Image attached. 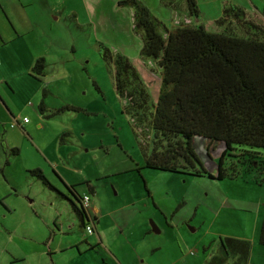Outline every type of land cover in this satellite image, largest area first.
<instances>
[{"label": "rangeland", "instance_id": "374dc122", "mask_svg": "<svg viewBox=\"0 0 264 264\" xmlns=\"http://www.w3.org/2000/svg\"><path fill=\"white\" fill-rule=\"evenodd\" d=\"M47 1L48 4L45 0H0L4 7L3 11L0 8V264L110 262L102 249L85 248L82 241L92 243L94 236L78 227L67 200L27 172L33 169H40L65 195L68 191L55 172L66 184L75 185L80 195L87 193L100 202L109 196L118 198L117 182L124 178L135 180L144 194L148 190L144 183L150 185L162 207H175L177 197H184L180 212L193 216L196 224L185 223V231L203 221L204 231L194 234L210 242L211 250L219 245V236L213 231L251 239L255 218L264 213V186L255 183L254 170H241L232 180H216L218 161L225 148L222 142L193 137V164L187 162L180 173L144 168V153L150 145L145 143V133L136 131L124 112L111 68L98 47L101 43L126 55L155 103L160 75L153 64L146 65L139 58L142 43L132 30L130 9L117 6L119 0ZM180 1L178 13L185 14L184 0ZM197 2L201 13L198 19L206 29L215 31L212 21L220 13V0ZM152 11L166 21L162 16L166 17V12L156 8ZM40 57L45 59L46 69L39 80L33 77L31 66ZM41 102L47 108L43 115L38 110ZM67 105L79 110L63 109L54 116H45ZM24 117L29 123L23 122ZM228 161L226 157L227 171ZM55 217L61 232L53 227ZM151 221L157 227L162 222L160 218H148V226H152ZM112 225L111 218L105 215L98 227L106 240L116 245L118 236H112L109 230ZM51 232H56L53 243ZM72 240L78 249H69ZM47 243L51 248L63 245L68 249L53 254ZM44 249L45 256L40 254ZM259 250L263 253L256 250L249 264H264V249ZM139 259L135 264H141Z\"/></svg>", "mask_w": 264, "mask_h": 264}, {"label": "trees", "instance_id": "16d2710c", "mask_svg": "<svg viewBox=\"0 0 264 264\" xmlns=\"http://www.w3.org/2000/svg\"><path fill=\"white\" fill-rule=\"evenodd\" d=\"M160 1L175 12L182 7L174 0ZM184 3L189 22L171 28L142 0L117 3L132 12V30L142 43L139 58L146 65L153 64L160 75L155 103L131 60L101 43L98 45L101 57L111 68L115 92L123 101L124 112L136 131L145 133V143L148 141L150 145L144 153V168L180 173L187 162L193 164V137H202L222 142L225 147L218 161L216 180H232L241 170H254L255 183L264 186V23H258L244 8L235 5L222 9L214 21L216 30L210 31L201 23H193L192 19L197 21L200 16L197 0H184ZM45 69V59L40 57L32 64L31 73L39 79L45 75ZM95 88L100 92L97 85ZM63 109L79 110L67 105L45 116H54ZM38 110L42 115L47 110L43 102ZM226 157L228 171L224 166ZM136 170L140 175V169ZM27 172L67 200L78 227L86 230L90 226L94 230L97 219L84 206L75 185L66 184L55 172L63 185L59 183L71 195L68 198L40 169ZM144 187L147 190L145 183ZM89 191L92 193L93 189ZM257 243L264 249V217L258 228ZM218 247L222 255L204 264H249L252 251L249 240L223 236Z\"/></svg>", "mask_w": 264, "mask_h": 264}, {"label": "crops", "instance_id": "0c3cea01", "mask_svg": "<svg viewBox=\"0 0 264 264\" xmlns=\"http://www.w3.org/2000/svg\"><path fill=\"white\" fill-rule=\"evenodd\" d=\"M142 1L151 10L152 8H156L157 10L161 9L162 11L166 12V17L163 14L162 16L166 20L165 22H168V24H166L163 20L162 21L170 28L176 26V24L179 22H189L188 20H183L184 17H186V14H180L171 9L165 8L160 0ZM45 2L47 3L48 1L45 0ZM174 2L175 4L181 3L180 0H174ZM220 2V13H218V15L213 19L212 24L221 15L223 8L232 7L235 5L244 8L247 15L255 21L264 22V16L262 14L264 0H220ZM90 3L86 2V4ZM94 3H96V1ZM0 8L3 11L4 7L2 8V6H0ZM129 13L132 19V12L130 11ZM199 17L201 18V13ZM198 23H201L203 26H205L202 19H198ZM210 25L211 23H208V26ZM142 175L146 176L145 173ZM146 180L148 182V179ZM146 187L148 188V192L144 194L139 189L135 180L124 178L122 182H117L116 190L118 198L116 199H111L109 196L105 201L100 202V200H97V198H94L92 195L89 196L87 193L82 195V197L84 195L89 196L87 208H89L91 214L97 219V223L94 225V230L90 233L94 236V242H86L84 244L86 249H102L110 258V262L107 264H135L140 257V263H145V260H150L149 264H204L207 260L222 255L219 247L217 249L211 250V245H209L210 242H206V239L198 237L197 234H194L199 230L204 231L201 229V227L204 226L203 221H200L196 228L190 227V231H185V223L188 224V226H190V224H196L194 222L195 219H193V216L189 214L185 216L184 211L180 212V208L184 205V201H182L184 200V197H177L176 201H174L176 202L174 203L175 207L170 208L167 207L166 204H164L162 207V204L156 199V191L152 190L150 185ZM92 193H94V191ZM193 202L194 201L191 203L194 204ZM103 206H105V209ZM196 208L197 205L195 204V209ZM178 214H183L184 217L179 216ZM105 215L110 217L113 222V225L109 227V230L112 231V236H118L116 245H113L111 241H107L104 231L100 230L98 227V224L101 223L102 218ZM263 217L264 213H261V215L255 218L254 235L251 239L246 238L252 243L250 262L253 261L252 254L256 250L258 253L259 251L262 252L259 250V246H257L256 241L258 228ZM148 218H154L155 220L160 218L162 222H158L159 228L157 225L155 226L152 221L151 224L153 226H148ZM202 222L203 224L201 225ZM53 227L57 229L56 232H61L63 230L60 229L56 217L55 221L53 222ZM153 230L157 232H154ZM205 231L209 230L206 229ZM56 232H54V234L51 232L52 234L49 236V238L51 236L53 237L52 243L55 240ZM213 233L218 235L219 238L221 236L238 238L228 233H220L219 231H213ZM142 245L144 247L142 250H140ZM47 246L49 250L53 249V254H58L61 252L63 253L68 249L63 245H56L55 248H51V244L47 243ZM73 247L78 249L76 241L72 240L69 245V249H72ZM44 251L45 249L40 252V254L43 256H45ZM50 264L55 263L52 261Z\"/></svg>", "mask_w": 264, "mask_h": 264}, {"label": "built area", "instance_id": "2783aa9c", "mask_svg": "<svg viewBox=\"0 0 264 264\" xmlns=\"http://www.w3.org/2000/svg\"><path fill=\"white\" fill-rule=\"evenodd\" d=\"M14 121H15V123H17V121L18 120H16V119H14ZM23 122L24 123H27L28 122V119L25 117V118H23ZM14 125V124H13ZM12 125V126H13ZM83 203H84V206H88V202H89V196L88 195H84L83 197ZM86 232L87 233H91L92 232V229H91V227L90 226H87L86 227ZM141 264H147V263H144V262H141Z\"/></svg>", "mask_w": 264, "mask_h": 264}, {"label": "water", "instance_id": "95a60500", "mask_svg": "<svg viewBox=\"0 0 264 264\" xmlns=\"http://www.w3.org/2000/svg\"><path fill=\"white\" fill-rule=\"evenodd\" d=\"M155 225V224H154ZM153 226V225H152ZM156 226V225H155ZM154 232H157V231H155V230H153Z\"/></svg>", "mask_w": 264, "mask_h": 264}, {"label": "flooded vegetation", "instance_id": "af4514ba", "mask_svg": "<svg viewBox=\"0 0 264 264\" xmlns=\"http://www.w3.org/2000/svg\"><path fill=\"white\" fill-rule=\"evenodd\" d=\"M66 196L68 197V195L66 194ZM69 198V197H68Z\"/></svg>", "mask_w": 264, "mask_h": 264}]
</instances>
